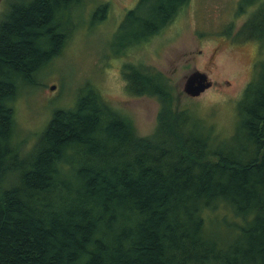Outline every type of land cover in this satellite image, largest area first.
I'll return each mask as SVG.
<instances>
[{
    "label": "trees",
    "instance_id": "1",
    "mask_svg": "<svg viewBox=\"0 0 264 264\" xmlns=\"http://www.w3.org/2000/svg\"><path fill=\"white\" fill-rule=\"evenodd\" d=\"M77 1L7 0L0 12V264H264V59L237 101L234 149L162 72L125 63L127 91L158 101L150 134L86 87L19 152L13 99L58 51ZM184 2L141 0L116 33L147 38ZM253 14L234 40L264 41V26L242 31Z\"/></svg>",
    "mask_w": 264,
    "mask_h": 264
},
{
    "label": "rangeland",
    "instance_id": "2",
    "mask_svg": "<svg viewBox=\"0 0 264 264\" xmlns=\"http://www.w3.org/2000/svg\"><path fill=\"white\" fill-rule=\"evenodd\" d=\"M6 2L0 0V12ZM104 2L106 15L100 19L102 8L98 4ZM134 2L80 0L62 10V31L68 33L58 51L37 69L32 81L19 87L12 102L13 139L21 154L33 147L51 110L70 106L86 87L94 89L107 105L125 117L137 135L150 134L156 123L158 101L153 95L127 91L122 73L125 63L150 67L167 76L179 105L196 106L198 114L214 125L215 136L225 146L234 149L243 142L244 132L235 133L237 101L246 84L253 80L257 85L259 81L264 41L234 40L232 36L253 12L242 31L248 29L254 35L262 32L263 0H185L162 27L128 45L125 40L132 39L133 28L114 31L125 8ZM226 29L229 35L224 34ZM195 68L207 74L211 85L190 97L182 91V81ZM51 84L53 88H49ZM209 231L220 242L233 237L212 225Z\"/></svg>",
    "mask_w": 264,
    "mask_h": 264
},
{
    "label": "water",
    "instance_id": "3",
    "mask_svg": "<svg viewBox=\"0 0 264 264\" xmlns=\"http://www.w3.org/2000/svg\"><path fill=\"white\" fill-rule=\"evenodd\" d=\"M210 85L211 80L207 77V74L195 68L183 76L181 88L187 96L193 97ZM49 88H53V84L49 85Z\"/></svg>",
    "mask_w": 264,
    "mask_h": 264
},
{
    "label": "flooded vegetation",
    "instance_id": "4",
    "mask_svg": "<svg viewBox=\"0 0 264 264\" xmlns=\"http://www.w3.org/2000/svg\"><path fill=\"white\" fill-rule=\"evenodd\" d=\"M140 1H141V0H135L134 4H133L132 6H130L129 8H125L121 21L124 19V17L127 15V13H129L131 10H133V8H136V7L139 6ZM145 1H146V0H145ZM77 2H80V0H78ZM77 2H76V3H77ZM76 3H75V4H76ZM75 4H73V5H75ZM98 5H100L101 8H102V13H101V15H100V16H101L100 19H102V18L106 15V13H105V12H106V11H105L106 2L101 3V4H98ZM93 13H95V11H94ZM136 15H137V13H136ZM121 21H120V22H121ZM120 22L118 23V26H119ZM116 31H117V29H116L114 32L116 33ZM123 65H124V64H123Z\"/></svg>",
    "mask_w": 264,
    "mask_h": 264
}]
</instances>
